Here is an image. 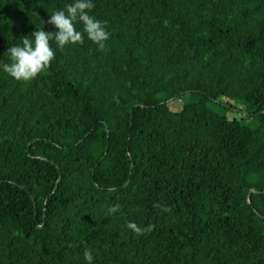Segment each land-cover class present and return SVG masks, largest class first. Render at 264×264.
Here are the masks:
<instances>
[{"label":"trees","instance_id":"1","mask_svg":"<svg viewBox=\"0 0 264 264\" xmlns=\"http://www.w3.org/2000/svg\"><path fill=\"white\" fill-rule=\"evenodd\" d=\"M74 2L0 0V264H264V0H92L103 51L5 73Z\"/></svg>","mask_w":264,"mask_h":264},{"label":"clouds","instance_id":"2","mask_svg":"<svg viewBox=\"0 0 264 264\" xmlns=\"http://www.w3.org/2000/svg\"><path fill=\"white\" fill-rule=\"evenodd\" d=\"M95 5L92 0H75L74 3L67 4L65 10H56L51 14L44 24L53 25L57 31L48 32L44 28L32 32L34 41L24 36L22 46L10 47L11 63L3 65V71L18 82H30L39 75L46 72L51 67V63L56 58V52L51 46L54 41L57 47L63 51L68 45H82L85 34L89 40L97 45L99 51H103L111 33L107 31V23L95 19L89 13ZM82 23L83 31L76 28V23ZM154 207L160 209L162 213H171L172 209L164 204H156ZM120 209L119 203L114 204L107 210V215L114 214ZM127 228L132 230L137 236H143L154 230V225L149 224L141 227L134 222H128ZM84 258L88 264H92L93 255L91 249L84 250Z\"/></svg>","mask_w":264,"mask_h":264},{"label":"water","instance_id":"3","mask_svg":"<svg viewBox=\"0 0 264 264\" xmlns=\"http://www.w3.org/2000/svg\"><path fill=\"white\" fill-rule=\"evenodd\" d=\"M254 190V189H253Z\"/></svg>","mask_w":264,"mask_h":264}]
</instances>
